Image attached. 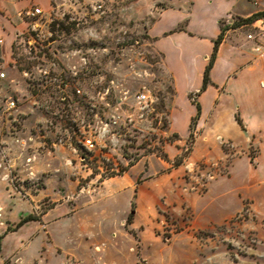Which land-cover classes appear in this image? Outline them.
Returning <instances> with one entry per match:
<instances>
[{
  "label": "rangeland",
  "instance_id": "1",
  "mask_svg": "<svg viewBox=\"0 0 264 264\" xmlns=\"http://www.w3.org/2000/svg\"><path fill=\"white\" fill-rule=\"evenodd\" d=\"M183 1H35L43 13L25 22L13 10L0 264H264L259 143L231 126L234 141L206 135L201 117L172 126L174 80L153 28ZM248 18L221 19L224 38L243 46Z\"/></svg>",
  "mask_w": 264,
  "mask_h": 264
},
{
  "label": "crops",
  "instance_id": "2",
  "mask_svg": "<svg viewBox=\"0 0 264 264\" xmlns=\"http://www.w3.org/2000/svg\"><path fill=\"white\" fill-rule=\"evenodd\" d=\"M35 1L44 6L48 4L47 0H0L1 67L13 62L14 38L9 32L14 26L10 19L13 10L25 22L21 12L31 9ZM188 1L190 7L186 10L163 9L153 28L156 47L164 54V64L173 76L177 106L172 112V126L180 133L182 127L189 128L198 112L189 95L202 88L215 39L223 32L220 20L229 14L247 18L264 11V0ZM174 2L187 4L183 0ZM246 34L243 46L223 38L210 69V81L197 101L201 106L200 117L205 120L204 133L219 132L234 141L229 127H235L245 140L259 143L257 159L261 165L264 161V49L256 51L257 42L248 39ZM256 174L264 176V169Z\"/></svg>",
  "mask_w": 264,
  "mask_h": 264
},
{
  "label": "built area",
  "instance_id": "3",
  "mask_svg": "<svg viewBox=\"0 0 264 264\" xmlns=\"http://www.w3.org/2000/svg\"><path fill=\"white\" fill-rule=\"evenodd\" d=\"M43 13V8L40 6H32L31 9L21 12V15L24 17H35ZM248 32L246 34L248 39L255 40L256 44V51H262L264 49V15H260L252 22L248 23ZM0 43H2V38L0 37ZM7 78V72L3 69H0V83ZM80 92V90H78ZM147 95L142 93L137 96L139 102H142L146 99ZM84 144L89 148L92 149L95 146V142L91 138L85 139Z\"/></svg>",
  "mask_w": 264,
  "mask_h": 264
},
{
  "label": "trees",
  "instance_id": "4",
  "mask_svg": "<svg viewBox=\"0 0 264 264\" xmlns=\"http://www.w3.org/2000/svg\"><path fill=\"white\" fill-rule=\"evenodd\" d=\"M260 15H264V11L263 12H260V13H258L256 15H254L252 17H249L248 18L249 21L247 22V24L250 23V22H252L254 19H256L257 17H259ZM223 38H224V33L221 32L219 34V36L215 39V42H214V51H213V54H212L210 63L207 65V67L205 69L202 88L199 91H197L196 93L190 94V99L193 101V103L196 104L197 109H198L197 114L192 118V122L193 123H196L198 121V119L200 117V114H201V106H200L199 102L196 100L195 97L198 96L203 90H205L207 88V85H208V83L210 81V77H209L210 69L213 66L214 59H215L216 54H217L218 46L222 42ZM194 131H195V129H194V124H193V126L191 127V135L194 134ZM33 219L34 218L31 217V216H27V217H25L24 219H22L18 223V226L24 224L27 221L33 220Z\"/></svg>",
  "mask_w": 264,
  "mask_h": 264
}]
</instances>
